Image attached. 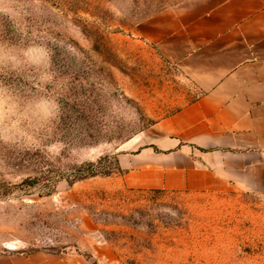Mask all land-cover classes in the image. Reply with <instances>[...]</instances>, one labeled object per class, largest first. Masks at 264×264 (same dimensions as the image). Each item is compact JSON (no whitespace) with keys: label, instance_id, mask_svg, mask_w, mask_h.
<instances>
[{"label":"rangeland","instance_id":"1","mask_svg":"<svg viewBox=\"0 0 264 264\" xmlns=\"http://www.w3.org/2000/svg\"><path fill=\"white\" fill-rule=\"evenodd\" d=\"M184 1L0 0V250L264 264V191H179L126 167L199 93L140 35ZM90 163L112 172L82 177Z\"/></svg>","mask_w":264,"mask_h":264},{"label":"crops","instance_id":"2","mask_svg":"<svg viewBox=\"0 0 264 264\" xmlns=\"http://www.w3.org/2000/svg\"><path fill=\"white\" fill-rule=\"evenodd\" d=\"M140 35L199 93L154 124L153 140L126 167L179 191H264V0H185ZM0 264L84 263L59 252L0 250Z\"/></svg>","mask_w":264,"mask_h":264},{"label":"trees","instance_id":"3","mask_svg":"<svg viewBox=\"0 0 264 264\" xmlns=\"http://www.w3.org/2000/svg\"><path fill=\"white\" fill-rule=\"evenodd\" d=\"M110 172H112V170H110V169H104L103 167H99V166L98 167H95V166H93L92 163H90V164H88L87 169H84L82 171L81 176L82 177H88V176L96 175L98 173L109 174Z\"/></svg>","mask_w":264,"mask_h":264}]
</instances>
